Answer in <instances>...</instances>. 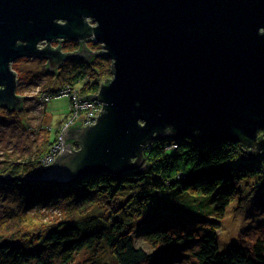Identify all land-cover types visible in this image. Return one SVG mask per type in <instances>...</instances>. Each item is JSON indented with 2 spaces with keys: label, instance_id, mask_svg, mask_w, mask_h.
Instances as JSON below:
<instances>
[{
  "label": "water",
  "instance_id": "95a60500",
  "mask_svg": "<svg viewBox=\"0 0 264 264\" xmlns=\"http://www.w3.org/2000/svg\"><path fill=\"white\" fill-rule=\"evenodd\" d=\"M88 38L100 49L88 50ZM60 39L81 49L51 46ZM98 55L111 60L112 76L80 100H100L99 115L68 125L62 153L28 178L122 174L167 136L264 152V0H0V107L23 108L16 59L43 58L56 72Z\"/></svg>",
  "mask_w": 264,
  "mask_h": 264
},
{
  "label": "trees",
  "instance_id": "16d2710c",
  "mask_svg": "<svg viewBox=\"0 0 264 264\" xmlns=\"http://www.w3.org/2000/svg\"><path fill=\"white\" fill-rule=\"evenodd\" d=\"M61 68L45 71L62 74L56 89L46 87L50 96L86 78L89 84L79 90L91 95L112 74L111 60L102 55L72 59ZM52 145L48 141L26 160H11L0 176V190L11 194V209L0 221V264H76L85 249L95 254L84 264H99L98 251L106 248L116 264H172L196 242L198 264H264V222L254 242L240 239L225 251L218 235L230 204L244 198L242 184L247 191L264 186V152L249 154L232 140L167 136L146 147L141 168L122 174H88L69 183L28 178L45 167L41 158ZM152 209L164 213L150 214ZM135 237L164 248L151 255L136 247Z\"/></svg>",
  "mask_w": 264,
  "mask_h": 264
},
{
  "label": "rangeland",
  "instance_id": "374dc122",
  "mask_svg": "<svg viewBox=\"0 0 264 264\" xmlns=\"http://www.w3.org/2000/svg\"><path fill=\"white\" fill-rule=\"evenodd\" d=\"M25 59L26 58L18 59L12 65L20 82V85L17 87V94L26 96L24 108L22 110L16 109L10 111L8 108H0V176L4 173V169L8 162L11 160H26L32 157L35 151L44 146L48 141L53 142V145L48 151V155H50V151L59 143V140L56 141L58 131L61 130V133L64 134L67 125H65V127L63 126L69 122L73 116L71 112V98L69 95H52L50 100H44L41 92L51 88L56 89L60 84L56 79L53 80L48 77V74L45 73V69L39 65L37 60L26 61ZM30 77L36 79L34 84L28 83V78ZM47 84L50 85L46 90ZM60 137L59 135V139ZM45 158V156L41 158V161L43 162ZM261 162H264V157ZM46 164L47 161H45V165ZM261 164L264 165V163ZM247 188L248 184L243 183L242 189L244 198H242L241 201L235 198L228 207L226 215L221 222V227L218 230L219 247L221 251H225L230 244L237 243L240 239L252 243L256 238L262 235L258 228L260 223L264 222V186L258 187L255 190H253L252 187L249 190L253 191L252 194H249ZM10 209L11 194H6L1 189L0 221ZM148 212H150V214H161L164 213V209H152ZM141 221V219L136 221L134 224L135 227H132L133 232ZM135 245L136 247L144 248L151 255L158 253L164 248L162 244L152 245L150 241L141 237H135ZM198 248V243H194L193 246L188 248L183 254H177L178 256L176 255V258L171 261L172 264H198V258L196 257ZM101 250L102 251H98L101 258L99 264L107 262L116 264L109 248ZM174 252L173 250L169 253L173 254ZM94 254L95 252L92 250H82L75 257V263H91Z\"/></svg>",
  "mask_w": 264,
  "mask_h": 264
},
{
  "label": "built area",
  "instance_id": "2783aa9c",
  "mask_svg": "<svg viewBox=\"0 0 264 264\" xmlns=\"http://www.w3.org/2000/svg\"><path fill=\"white\" fill-rule=\"evenodd\" d=\"M57 91V96L60 95H69L71 98V112L73 113V116L71 118V120L69 122H67L66 124H64L63 127H65V125H71L74 124L79 116L84 113L85 117L83 118V123L85 125L87 124H92L95 122L96 117L100 112L101 109V103L97 100H87V99H81L80 97H83L84 94L80 93V90L77 88H73L71 86H65L61 89L56 90ZM41 92V91H40ZM41 94H43V98L44 100H50L52 96H50L51 94L48 93L47 91H42ZM63 130V129H62ZM59 135L61 136L59 139ZM58 135V139L56 141L59 140V143L57 144V146L52 149L50 152V155H46L45 160L43 161L44 166H49L50 163H52L54 161V159L60 155L62 153V151L64 150V134L60 133ZM45 161H47V164L45 165Z\"/></svg>",
  "mask_w": 264,
  "mask_h": 264
},
{
  "label": "flooded vegetation",
  "instance_id": "af4514ba",
  "mask_svg": "<svg viewBox=\"0 0 264 264\" xmlns=\"http://www.w3.org/2000/svg\"><path fill=\"white\" fill-rule=\"evenodd\" d=\"M61 22V21H60ZM51 46L52 47H59L62 51H64V52H75V51H77V50H80L81 49V41H75V40H71V39H60V40H52L51 42ZM85 43H86V48L88 49V50H91V51H96V50H99L100 49V44L99 43H97V42H95L93 39H91V38H88L86 41H85ZM47 44V41L45 40V39H43L42 41H40L39 43H38V47H44L45 45ZM73 46V48H67V47H69V46ZM99 46V47H98ZM22 58H26L25 60L26 61H35V60H37L38 62H39V65L40 66H42V68H44L45 69V71L46 70H48L47 68H48V65H47V60L46 59H43V58H33V57H22ZM19 59H21V58H19ZM18 59H16L15 61H17ZM15 61H13L12 63H11V69L14 71V69H13V63L15 62ZM67 62V61H66ZM66 62H63L62 63V65L64 64V63H66ZM61 65V66H62ZM44 66V67H43ZM61 66L58 68V69H60V71H61ZM47 67V68H46ZM57 69V70H58ZM46 74H47V72H46ZM48 77H50V78H52L53 77V80H57V82H58V79H59V77H60V74H58V75H55L54 73L50 76H48ZM107 78V77H106ZM87 79V78H86ZM86 79H82V80H78L79 82L77 83V89L78 88H80L81 86H83L84 84H89V81H87ZM90 79V78H89ZM17 80H18V78H17ZM91 81V80H90ZM20 82H19V80H18V84H17V87L20 85L19 84ZM48 86V84L46 85V87ZM45 88V87H44ZM73 88H76V87H73ZM0 108H4V107H0ZM23 108H24V103H23ZM22 108V109H23ZM9 110H12V109H9ZM19 110V109H18Z\"/></svg>",
  "mask_w": 264,
  "mask_h": 264
},
{
  "label": "clouds",
  "instance_id": "9594fccd",
  "mask_svg": "<svg viewBox=\"0 0 264 264\" xmlns=\"http://www.w3.org/2000/svg\"><path fill=\"white\" fill-rule=\"evenodd\" d=\"M111 76H112V74H111ZM111 76H110V77H111ZM107 78H108V77H107ZM105 79H106V78H105ZM105 79H104V80H105ZM102 81H103V80H102ZM102 81H101V82H102ZM98 86H99V85H98ZM78 89H80V88H78ZM83 94H84V96H85V95H88V94H90V93L87 92V93H83ZM87 100H95V99H87ZM99 113H100V112H99ZM98 115H99V114H98ZM98 115H97V116H98ZM95 120H96V119H95Z\"/></svg>",
  "mask_w": 264,
  "mask_h": 264
},
{
  "label": "bare ground",
  "instance_id": "6f19581e",
  "mask_svg": "<svg viewBox=\"0 0 264 264\" xmlns=\"http://www.w3.org/2000/svg\"><path fill=\"white\" fill-rule=\"evenodd\" d=\"M100 84V83H99ZM97 93V92H96ZM91 94H95V93H91ZM95 100H97V101H99L100 102V100H98L97 98H95ZM101 103V102H100ZM101 109H102V103H101ZM101 109H100V111H101Z\"/></svg>",
  "mask_w": 264,
  "mask_h": 264
}]
</instances>
